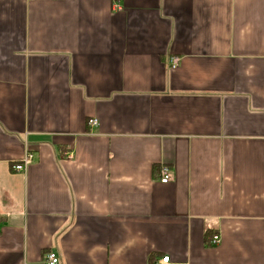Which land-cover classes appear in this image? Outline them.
I'll return each mask as SVG.
<instances>
[{
	"label": "crops",
	"instance_id": "obj_1",
	"mask_svg": "<svg viewBox=\"0 0 264 264\" xmlns=\"http://www.w3.org/2000/svg\"><path fill=\"white\" fill-rule=\"evenodd\" d=\"M50 251L264 264V0H0V264Z\"/></svg>",
	"mask_w": 264,
	"mask_h": 264
},
{
	"label": "built area",
	"instance_id": "obj_2",
	"mask_svg": "<svg viewBox=\"0 0 264 264\" xmlns=\"http://www.w3.org/2000/svg\"><path fill=\"white\" fill-rule=\"evenodd\" d=\"M29 1H34V0H29ZM180 64H181V58L178 56H173L170 59L169 68L170 69L178 68L180 66ZM89 122L92 125L97 124L96 119H91ZM67 157L72 159L74 157L73 153L69 152L67 154ZM32 161H33V154L27 153L26 156L24 157V159L20 163H18L14 166V169L24 172L31 165ZM171 177H172V174H171L170 168L167 165H162L160 168V181L162 183L166 184V183L170 182ZM220 242H221V238H220L219 234H215L212 236V239H211L212 245H217ZM43 262H44V264H59L60 258L55 252L50 251L44 255V261ZM156 264H170V256H163L161 259H159L156 262Z\"/></svg>",
	"mask_w": 264,
	"mask_h": 264
},
{
	"label": "trees",
	"instance_id": "obj_3",
	"mask_svg": "<svg viewBox=\"0 0 264 264\" xmlns=\"http://www.w3.org/2000/svg\"><path fill=\"white\" fill-rule=\"evenodd\" d=\"M209 241V240H208Z\"/></svg>",
	"mask_w": 264,
	"mask_h": 264
}]
</instances>
